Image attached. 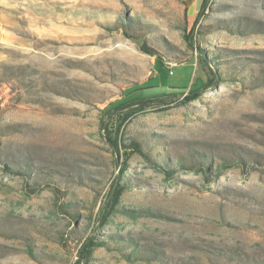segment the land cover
<instances>
[{
  "label": "rangeland",
  "instance_id": "rangeland-1",
  "mask_svg": "<svg viewBox=\"0 0 264 264\" xmlns=\"http://www.w3.org/2000/svg\"><path fill=\"white\" fill-rule=\"evenodd\" d=\"M201 1L0 0V264H264V0Z\"/></svg>",
  "mask_w": 264,
  "mask_h": 264
},
{
  "label": "trees",
  "instance_id": "trees-1",
  "mask_svg": "<svg viewBox=\"0 0 264 264\" xmlns=\"http://www.w3.org/2000/svg\"><path fill=\"white\" fill-rule=\"evenodd\" d=\"M207 0H202L201 1V5H200V11L197 14V16H200V12H202V9L204 8L205 4H206ZM190 34L186 35L185 38H189ZM140 49L141 51L154 56L155 57V61L153 66L156 67L155 68V72H158V69L161 70L163 69V65L161 62V59L157 56V53L152 50L149 49L146 44H141L140 45ZM204 51V50H203ZM168 75L169 71L166 70ZM173 74V72H172ZM171 74V75H172ZM216 76L214 73L210 72V78L207 79L206 83H201L197 88H195L194 90H186L183 89L179 92H175V93H166L163 94L162 96H180V95H184L183 96V100L185 102L190 101L192 99H194L195 97H197V93H199L201 90H203L204 88L210 87L212 85H214L216 83ZM140 89H143L142 87L140 88H131L128 92L125 93V97L124 98H129L128 100H126V102L117 104L115 106H110V108L107 110L108 112H113L115 110H118L119 108H121L125 103L131 105L130 107H136L139 110L144 108L146 105H150L151 101H154L156 96H152V97H132V94L136 91H139ZM147 108H144V110ZM130 114L129 113H124L121 116V119L119 121V124L116 127L115 130V135L114 138L112 140H109V142L111 143V146L114 148L115 152L118 153V150H132L133 152L138 153L139 155H141L142 157H144L147 161H150V157L146 156V154H144L143 150H142V146L141 143L133 140L132 142H122L121 141V129H122V125L125 123V121L129 118ZM125 164L122 163V165L119 168V172L122 173L123 170H121V168L123 167L124 169ZM225 169V167H224ZM221 173V171H218L217 174ZM119 178V177H118ZM116 186H110L107 194H106V199L108 202V208H113L115 205H117L119 196L122 192V186L118 183L116 184ZM107 213L103 212L102 216H101V223H105L106 218H107ZM132 242V241H130ZM104 245L103 241H93L92 239H87L83 242V244L81 245V247L77 250L76 253V257L75 259L69 263V264H100L98 263L100 261V259H97L93 256L94 253V249L97 247H100ZM107 253H111V254H116L118 256L119 259L133 264L136 262H146V263H151L153 261L159 263H162V255L163 252H161L160 250H105ZM31 254V252H29Z\"/></svg>",
  "mask_w": 264,
  "mask_h": 264
},
{
  "label": "water",
  "instance_id": "water-1",
  "mask_svg": "<svg viewBox=\"0 0 264 264\" xmlns=\"http://www.w3.org/2000/svg\"><path fill=\"white\" fill-rule=\"evenodd\" d=\"M135 43L138 44L141 40L139 39H134Z\"/></svg>",
  "mask_w": 264,
  "mask_h": 264
},
{
  "label": "built area",
  "instance_id": "built-area-1",
  "mask_svg": "<svg viewBox=\"0 0 264 264\" xmlns=\"http://www.w3.org/2000/svg\"><path fill=\"white\" fill-rule=\"evenodd\" d=\"M168 71H169V74L171 75L172 74V69L168 68Z\"/></svg>",
  "mask_w": 264,
  "mask_h": 264
}]
</instances>
